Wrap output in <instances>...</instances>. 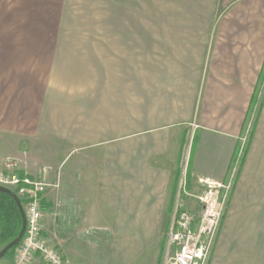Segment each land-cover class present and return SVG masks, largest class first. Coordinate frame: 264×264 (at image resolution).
Masks as SVG:
<instances>
[{"label":"crops","instance_id":"crops-1","mask_svg":"<svg viewBox=\"0 0 264 264\" xmlns=\"http://www.w3.org/2000/svg\"><path fill=\"white\" fill-rule=\"evenodd\" d=\"M130 2L92 33L5 38L0 167L47 169L42 234L69 264H158L197 212L184 164L196 191L235 170L208 264H264V0Z\"/></svg>","mask_w":264,"mask_h":264},{"label":"built area","instance_id":"built-area-1","mask_svg":"<svg viewBox=\"0 0 264 264\" xmlns=\"http://www.w3.org/2000/svg\"><path fill=\"white\" fill-rule=\"evenodd\" d=\"M41 175L31 176L12 157H8L0 168V185L18 195L27 222L15 250L13 264H34L37 258L45 264H69L63 253L51 246L42 234L43 199L50 184L47 182L46 168ZM235 175L234 170L225 181L199 178L198 182L205 188L203 195L198 197L200 214L195 215L184 209L176 212L167 242L166 264L209 263L234 188Z\"/></svg>","mask_w":264,"mask_h":264},{"label":"rangeland","instance_id":"rangeland-1","mask_svg":"<svg viewBox=\"0 0 264 264\" xmlns=\"http://www.w3.org/2000/svg\"><path fill=\"white\" fill-rule=\"evenodd\" d=\"M130 4V0H0V51L5 49L3 44L5 38L11 35L68 34L71 31L77 34L92 33V30L99 29L95 26L98 20L117 17L128 19L132 17L129 9ZM140 17H147V12L144 14L140 13ZM191 143H193V140H191ZM30 157L28 155L29 161L31 160ZM16 160L19 162V166L23 168L21 162L18 159ZM31 162L35 163V160ZM23 170L29 173L27 169L23 168ZM191 184L188 164L186 163L183 166V170L180 171L178 183L183 191L182 194H184L181 198L191 200V204H194V208L197 211L192 213L199 215L201 208L198 197L203 195L205 188L200 184L199 191H196ZM190 192H192L191 196L194 194L196 197H190L188 195ZM168 238V231L161 236L159 246L162 250L158 264H166ZM2 245L4 243L0 239V247ZM103 253L102 251L98 252V255L96 253L97 257L95 256L96 260L93 264H114L107 256H103ZM13 254H15V251L4 256L0 260V264H6V260ZM143 258L141 259L148 261ZM106 260L110 262H106ZM140 261L135 262V264H140ZM42 263L45 264L44 262ZM148 263L146 262V264Z\"/></svg>","mask_w":264,"mask_h":264},{"label":"trees","instance_id":"trees-1","mask_svg":"<svg viewBox=\"0 0 264 264\" xmlns=\"http://www.w3.org/2000/svg\"><path fill=\"white\" fill-rule=\"evenodd\" d=\"M259 93L264 95V91ZM21 226L22 219L15 200L10 195L0 192V239L2 243L5 245L13 240L18 235ZM17 246L12 247L6 255L15 251Z\"/></svg>","mask_w":264,"mask_h":264},{"label":"water","instance_id":"water-1","mask_svg":"<svg viewBox=\"0 0 264 264\" xmlns=\"http://www.w3.org/2000/svg\"><path fill=\"white\" fill-rule=\"evenodd\" d=\"M0 192H3V193L10 195L15 200V202L18 206L20 215H21V219H22V226H21V229H20L18 235L13 240H11L7 244H5L3 246V248L0 250V260H1L12 247L17 246L20 243V241L23 237V234L25 232L27 222H26L25 211H24L22 202H21L20 198L18 197V195L13 190H11L10 188H7V187L1 186V185H0Z\"/></svg>","mask_w":264,"mask_h":264},{"label":"bare ground","instance_id":"bare-ground-1","mask_svg":"<svg viewBox=\"0 0 264 264\" xmlns=\"http://www.w3.org/2000/svg\"><path fill=\"white\" fill-rule=\"evenodd\" d=\"M24 208V207H23ZM19 245V244H18Z\"/></svg>","mask_w":264,"mask_h":264}]
</instances>
